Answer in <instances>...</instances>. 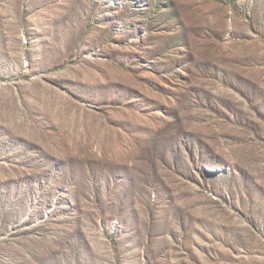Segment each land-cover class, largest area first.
I'll list each match as a JSON object with an SVG mask.
<instances>
[{
  "label": "rangeland",
  "instance_id": "374dc122",
  "mask_svg": "<svg viewBox=\"0 0 264 264\" xmlns=\"http://www.w3.org/2000/svg\"><path fill=\"white\" fill-rule=\"evenodd\" d=\"M0 264H264V0H0Z\"/></svg>",
  "mask_w": 264,
  "mask_h": 264
}]
</instances>
